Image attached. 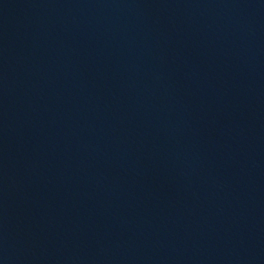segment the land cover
I'll use <instances>...</instances> for the list:
<instances>
[{
	"label": "water",
	"instance_id": "water-1",
	"mask_svg": "<svg viewBox=\"0 0 264 264\" xmlns=\"http://www.w3.org/2000/svg\"><path fill=\"white\" fill-rule=\"evenodd\" d=\"M0 264H264V0H0Z\"/></svg>",
	"mask_w": 264,
	"mask_h": 264
}]
</instances>
